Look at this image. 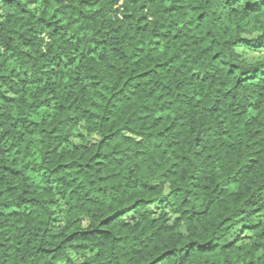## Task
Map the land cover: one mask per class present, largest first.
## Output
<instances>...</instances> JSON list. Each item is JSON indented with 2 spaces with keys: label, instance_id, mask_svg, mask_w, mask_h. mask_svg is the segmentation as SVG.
<instances>
[{
  "label": "trees",
  "instance_id": "trees-1",
  "mask_svg": "<svg viewBox=\"0 0 264 264\" xmlns=\"http://www.w3.org/2000/svg\"><path fill=\"white\" fill-rule=\"evenodd\" d=\"M37 1L0 0V264H264V0Z\"/></svg>",
  "mask_w": 264,
  "mask_h": 264
},
{
  "label": "rangeland",
  "instance_id": "rangeland-1",
  "mask_svg": "<svg viewBox=\"0 0 264 264\" xmlns=\"http://www.w3.org/2000/svg\"><path fill=\"white\" fill-rule=\"evenodd\" d=\"M38 2V5H39V3L41 2V0H38L37 1ZM37 5H35V7H36ZM34 7V6H33ZM2 14H3V10H2V8L0 7V16H2ZM260 50H262V49H260ZM260 50H253V49H247V50H245V56L246 57H249V58H253V57H255L256 55H259V53L260 52H262V51H260ZM243 51H244V49H243ZM5 95H9V94H5ZM81 127L79 126V128L76 130V131H74L73 132V134H72V137L70 138V143H76V142H78L79 141V133L81 132ZM89 138V140L90 141H94L95 139H96V136H92V137H88ZM61 212H62V206H61V204L59 205V206H57L56 208H55V214H54V216H55V218H56V220H57V222L56 223H58V221H59V219H60V215H61ZM256 218H258L259 220H261L262 218H264L263 217V215L261 216H258V217H256ZM60 264H66L65 262H60Z\"/></svg>",
  "mask_w": 264,
  "mask_h": 264
}]
</instances>
